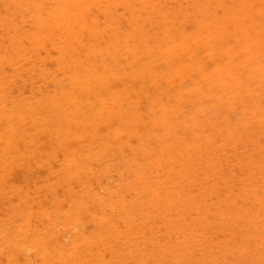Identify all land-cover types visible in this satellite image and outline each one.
Returning <instances> with one entry per match:
<instances>
[{"label": "bare ground", "instance_id": "6f19581e", "mask_svg": "<svg viewBox=\"0 0 264 264\" xmlns=\"http://www.w3.org/2000/svg\"><path fill=\"white\" fill-rule=\"evenodd\" d=\"M23 1L20 6L18 5L22 9L26 4L25 0ZM119 1L124 5L128 2L104 0V5L110 4L105 8L106 14L111 13L112 7L118 9L121 4L118 7L114 5L120 3ZM150 1L142 0L141 2L151 3ZM227 1L213 0L214 7L217 3V9L219 6L226 9L225 15L221 14L223 16L218 15L220 13L218 9L216 24V21L208 23L212 17L211 14L207 12L210 17L205 12L202 14L200 2L198 5L195 3L193 8L198 7L201 10L203 24L195 27L197 29L194 28L193 32H188L187 28L175 29L172 21H175L174 18L178 15L175 16L170 12L171 16L168 13L158 18L159 14L152 11V15L155 14V17L158 15L156 17L158 19L153 17V20L161 21L159 22L162 25L159 24L157 28L160 27L159 32H155V28L154 37L152 34L149 36L153 40L149 41L148 33L145 35V32L140 29L142 26L138 27L141 30L139 39H142L137 41L142 43L135 42L137 45L133 47L131 42L134 41V36L124 32L120 23L116 26L112 24L119 20L116 21L118 16L117 18L114 16L115 21L110 23L112 26L109 25L116 27L115 31L108 26L109 21L107 28H100L99 25L91 28V22L96 24L101 20L91 19V14H95L91 13L92 8L96 7L97 3H103L102 0H59V3L56 0V7L53 10L49 9V13L47 12L45 16L44 13H38L40 9L35 7L36 5L34 7L38 11L33 6H31L33 9L28 11L31 9L29 4L34 5L33 2H37L39 7L37 0H30L31 3L27 5V8L28 6L30 8L26 10L31 15L33 13L35 19L33 20L35 31H32L33 27L30 26L32 38L36 41L32 39L34 42L32 44L37 50L41 49L46 40L51 41L52 33H55L57 29L60 37L57 33L54 37L58 36L65 44L59 45L60 59L53 61L56 66H58L57 62L59 63L62 71L58 72L59 78L58 75L55 76V72L53 73L60 85L58 87L51 84L54 88L58 87L56 90L53 89L54 93H52L53 90L48 93L47 89H44L47 95H42L43 89L40 91V88L41 94L38 95L39 91L36 93L38 98L35 95V99L31 97V100L28 94L29 100L27 98L25 100L24 94V96L21 95L22 99L20 97L16 99L13 97L14 94L11 95L13 98L9 103L7 100L9 93L11 94L10 90L8 95L6 92L2 93L9 83L5 85L3 78L5 76H2V72L0 73L2 81L0 84V199L3 194L16 193L19 198L17 216L23 221L21 225L19 224V229L16 231L18 234H15V237L14 233L6 238L0 235V262L7 259V264H16L17 256L21 255L25 260H31L28 255L34 253L37 257L40 256L38 258L40 263H42L40 258L43 257L45 262L42 264L58 262L59 264H264V82L256 86L257 72L255 76L250 75L254 77V81L251 82L253 79L249 77L250 82L243 85L242 80L246 78L245 70L234 72L233 56L227 61L224 51L221 55L224 59L222 57V60L218 61L221 58H217L219 63L214 61L217 63V68L205 65L198 55L200 47H204V50L205 46L211 47L207 43L208 40H205L206 37L215 38L217 32V39H219L225 33V30L220 33V28L226 29L228 25L234 28L232 32L236 38L235 40L233 36L231 37L235 45L232 54L237 53V56L243 54L241 50L239 53V49L242 48L241 45L246 41L247 36L251 35H253L252 39L258 40L261 49H264V0H230L229 2L233 4L236 2L235 7H227ZM18 7H15V10ZM102 7L104 9V6ZM137 7L139 8V5ZM148 8L145 9L146 14L150 13ZM103 12L104 10L101 13L105 14ZM15 14L17 15L18 12ZM131 14L133 17L129 15L130 22L127 20L131 24L129 27H132L134 32H138L136 28L139 21L136 18L138 14L135 15V19V13ZM19 15L22 16L20 13ZM141 16L144 17V15ZM7 20L5 25L3 24L5 28L10 26L8 27L9 38H7L9 43L5 47H8L11 55L20 54L23 48L28 46L25 44L26 46L23 47L22 43L23 39L26 41L30 32L26 34L19 27L21 24L18 26L20 22L12 21V18ZM176 21L179 20L176 19ZM204 23L207 30L202 29ZM177 24L179 25V22ZM211 24H215L217 31ZM76 25H80L82 27L80 29H89L88 31L95 38V43H98L96 38L103 37L104 43L106 40L104 47L96 48L93 42V47L90 45L85 48L84 41H87L89 36L85 40L83 36L88 35V32L83 35L82 30L78 28L83 35L78 37L83 38L81 40L84 45L81 46V40V45L78 43V38L76 41L80 45L79 48L84 47L86 52L84 56L76 57L79 54L77 52L79 48L77 47L78 50H76L77 48L74 47L77 43L72 41L75 34L79 32ZM117 25L120 26L119 29ZM43 27H46V30L49 29V32L44 34ZM126 28L125 26V31ZM249 30L253 31L251 35ZM203 32L208 35L204 37ZM6 33H4L5 37H7ZM178 33L181 34L180 37L176 36ZM94 38L90 36L91 40ZM226 38L224 44L228 38L230 39L228 36ZM212 41L210 40L211 43ZM70 42L75 44L72 48L78 54L74 55V51L71 52L73 55L69 54ZM51 43L54 42L51 41ZM224 44L217 43V46L220 45L223 48ZM217 46L215 45V48ZM80 53L83 54L84 51ZM127 53L130 57L126 55ZM52 54H54L53 51ZM65 54L70 56L68 60L65 56H69ZM124 54L127 58L126 64V61L122 62L121 59ZM259 57L263 60L264 56L259 55ZM16 62H10L14 66L12 70L15 71L19 68L15 64L20 61ZM258 62H260L259 65L263 64L259 69L264 68V60L262 63L260 60ZM45 69L46 67L44 71ZM248 69L246 68V71ZM62 73L63 75L68 73L67 76L65 75L68 79L65 81L66 85L65 77H61ZM215 76H217L215 78L217 84L212 82ZM243 76L244 79H242ZM261 76L263 77L264 73ZM54 77L49 78L54 80ZM57 80L54 81L57 82ZM229 80L231 83L227 86ZM54 81L52 83L55 84ZM200 81L205 83L204 88L202 84L200 85ZM212 85L217 87V91L213 92L217 95L212 93ZM6 89L4 91H7ZM196 93L202 96L194 97ZM45 137L47 140L43 141ZM50 140L57 143L56 148L63 149L65 157L78 167L74 168V174L68 173V176L71 177L73 174L75 178L80 179L77 180L81 183L78 181L77 190L68 186L69 188L65 190L66 198L57 196L55 191L58 189H55L57 183L59 181L63 183L60 180L61 177L59 181L56 180L55 186L50 178L47 180L34 178L31 172L32 160L37 159L40 163L45 160V154L48 155L46 160L51 158L52 152H43L45 151L44 143ZM246 140L252 144L242 149L240 153L238 148ZM62 142L66 145H62ZM216 142L217 151L215 150ZM31 143L35 145V148L25 150ZM208 148L214 151L211 158L204 156L203 151ZM236 160L247 166L241 180L225 176L229 173L226 170H230L231 176L235 175V166L238 163H233V167L229 170L226 167L228 162ZM14 169L19 171L14 172ZM63 179L66 185L70 178ZM22 181L26 183L24 187L16 185V182ZM30 181H34L37 184L36 187H46L44 198L47 199V203H43L45 199H41L38 200L39 203L31 204L28 192L25 194L21 190L27 187ZM43 181H46V184L42 183ZM215 181L218 182L217 185ZM234 182L239 183L232 185ZM38 190L36 188V192ZM87 223L92 224V228L91 226L89 228ZM147 231L149 235L146 237ZM3 232H6V228ZM220 233L226 238L220 239L222 237ZM93 244L99 245L104 251L103 255L99 253L101 257L97 255V250L93 251L96 249L92 247ZM8 245H13L10 251L6 249ZM3 256L6 259H2ZM38 259L34 262L40 264ZM4 261L2 264L6 263ZM23 261L20 262L23 263ZM27 261L26 264L30 263Z\"/></svg>", "mask_w": 264, "mask_h": 264}, {"label": "rangeland", "instance_id": "374dc122", "mask_svg": "<svg viewBox=\"0 0 264 264\" xmlns=\"http://www.w3.org/2000/svg\"><path fill=\"white\" fill-rule=\"evenodd\" d=\"M6 1V2H5ZM8 1V2H7ZM10 0H0V7H2V8H0V13H2V14H0V18L2 19H0V23H2V24H0V73L2 72L3 73V75L2 76H5V77H3L4 78V80H5V85L6 84H8V85H6V87H5V89L6 88H8V89H6L7 91H2V93L3 92H6V94L8 93V90H10V92H11V94L9 93V95H8V100H7V103H9V101H11L10 99L11 98H13V97H15L16 99H20L21 98V95H23L24 96V94H25V96H24V98H25V100H26V98H27V100H29V99H31L32 100V98L31 97H33V99H35V95H36V93H37V91H39V89H40V91L42 90V95H44V94H46L47 95V92L45 91L46 89H47V91H48V93H51V91L54 89V90H56L60 85L58 84V80H57V78L56 77H54V75H53V73L55 74V76L56 75H58V74H60V73H58V72H61L62 70L60 69V66H59V63L57 62V64H58V66H56V61H58L59 59H60V57H61V48H60V46L59 45H61V44H65L62 40H60V38H58V36L55 38L54 37V35L57 33L58 35H59V37H60V33H58L57 32V29H56V32H55V30H51L52 32H55V33H52V39H51V41L52 42H54V43H51V41L49 40V41H45L44 43H45V45H43L42 47L44 48V50H43V48L41 47V49H39V50H37L36 49V47L35 46H33V44H34V42H36V41H34V39L32 38V35H33V33L31 32V29H32V27L34 26V21H35V19L33 18L34 17V15H33V13H32V15L31 14H29L30 12H28V11H31L33 8L35 9V10H37L38 11V9H40L39 11H38V13L40 12V14H42V13H44L43 15L45 16V15H47L48 13H49V9H51V10H53L55 7H56V0H37L38 1V4H39V7H38V5H37V2L35 3V2H33V4L34 5H31V4H29V3H31L30 2V0H25V2H26V7H25V5H24V8L22 9V8H20V7H18V5L20 6V3H21V1L22 2H24L23 0H11V1H13V2H9ZM29 1V2H28ZM47 1H49V2H47ZM52 1H54V2H52ZM87 1H89V0H87ZM103 1V3H101V2H99V3H101V4H98L97 3V5L99 6H97V5H95L96 7H94L93 6V8H92V12L91 13H95L94 15L93 14H91L92 15V17H94V18H92L91 17V15H90V17H91V19L92 20H94L95 18H97L98 20L99 19H101V20H99L100 22H96V24L95 23H92L91 21V19H90V22H91V28H92V26H93V28H96V27H94V26H97V25H99V26H101L100 28H107L109 25L110 26H112L110 23H112V22H114L115 20L114 19H116L117 18V16H118V18L116 19V21L117 22H115V23H112V24H114V26H116V24L117 23H120V26H121V28L124 30V32H126V33H128V34H130V35H133L134 36V41H132L131 43H132V46L133 47H136V45L137 44H135V42L136 43H142V42H139V41H141V39H139L141 36H140V34H141V30H143L144 32H145V35H147L146 33H148V35H147V37H148V40L150 41L152 38H149V36H151V34H152V36L154 35L153 33H155V32H159V30H160V27H159V29H157L158 28V26H160L159 24H161L160 22V20H158V22H156L155 20H153V17L157 20L158 18H160V15H163V14H168L169 13V15L171 16V13L170 12H172V14L174 13L175 14V16H177L176 18H174L175 19V21H172V23L175 25V29H179V28H183V29H185V28H187V30H188V32H193V29L195 28V27H198L199 25H202L203 23L201 22V17L203 16H200L201 15V10H202V14H203V12H205V13H207V12H209L210 14H211V16L212 17H210V14L209 13H207L208 15H209V17H210V20L208 21V23H210V22H212V21H216L215 22V24L217 23V18H216V15L218 14V9H220V13L218 14V15H220V16H223V15H225L224 13H226L225 12V7H222V6H219L218 7V9H217V3L215 4L216 5V7H214L213 5H214V3L215 2H217V0H215V2H213V0H168V2H167V0H149L151 3H146V5H144L145 3L144 2H141L140 0H126V1H128L130 4H128V2H126V4L128 5H124V4H121V1H119L120 3H116L114 6H116V7H118V5L119 4H121V6L119 5V7H118V9L117 8H115V7H112L111 8V6H110V8H111V13H107L106 14V11L107 10H105V8H107V5H110V4H106V5H104V0H102ZM130 1H132V3L130 2ZM141 3H140V2ZM163 1V2H162ZM227 1V0H226ZM230 1V0H229ZM229 1H227V4H228V6L227 5H225V6H227V7H232V6H236V5H234V4H236V2H234V4H233V2H229ZM18 2H19V4H18ZM46 2H47V4H46ZM57 2L59 3V0H57ZM109 2V1H108ZM136 2V3H135ZM138 2V3H137ZM160 2V3H159ZM167 2V3H166ZM198 2H200L199 3V5H201V6H199L200 7V9L198 8V7H196L197 9H194L195 8V3L198 5ZM11 5H10V4ZM106 3V2H105ZM110 3V2H109ZM144 3V4H143ZM152 3H156V4H152ZM158 3V4H157ZM2 4V5H1ZM3 4H4V7H3ZM14 4H17L16 6H14ZM22 4V3H21ZM24 4V3H23ZM29 4V6L31 7V6H33V8L31 7V9L30 10H26V8H27V5ZM41 4V5H40ZM46 4V5H45ZM55 4V5H54ZM139 5V8L137 7L138 5ZM141 4H143V5H141ZM149 4H150V7H149ZM213 4V5H212ZM36 5V6H35ZM104 6V9H103V7L102 6ZM135 7H134V6ZM164 5V6H163ZM166 5V6H165ZM14 6V7H13ZM28 6V8L27 9H29L30 7ZM37 7L38 9H36L35 7ZM45 6V8H43ZM54 6V7H53ZM124 6V7H123ZM129 6H131V7H129ZM142 6H144V7H142ZM150 10V11H148V12H150V13H147L146 14V12L147 11H145V9H146V7ZM158 6V7H157ZM160 6V7H159ZM161 6H163V7H161ZM192 6V7H191ZM193 6H194V8H193ZM15 7H18L17 9H18V11H17V9L15 10ZM49 7V8H48ZM102 7V8H101ZM155 7H156V9H155ZM165 7H166V9H165ZM10 8V9H9ZM14 8V9H13ZM19 8H20V10H19ZM47 8H48V10H47ZM115 8V10H113ZM122 8V9H121ZM127 8V9H126ZM134 8H138V9H136L135 11H131V9H134ZM144 10H143V9ZM153 8V9H152ZM170 9V11H168L169 9ZM174 8V9H173ZM176 8H177V10H176ZM184 8V9H183ZM214 8H216V10L214 9ZM4 9V10H3ZM14 11H13V10ZM129 9V10H128ZM168 9V10H167ZM172 9V10H171ZM190 9H192V11H193V9H194V11L192 12ZM205 9V10H204ZM213 9V10H212ZM9 11V13H8V11ZM12 10V11H11ZM35 10H33V11H35ZM41 10H42V12H41ZM43 10H44V12H43ZM46 10V11H45ZM102 10H104V12L103 13H105V14H102L101 12H102ZM183 10V11H182ZM204 10V11H203ZM22 11V12H21ZM27 13H26V12ZM98 11V12H97ZM100 11V12H99ZM128 11H129V13H128ZM130 11H131V13L133 12V13H135L134 14V19H135V15L136 14H138L137 15V21H138V23H137V29L139 30L138 32H139V34H138V32H134L133 31V29H132V27H129V26H131V24L129 23L130 22V20H128V19H131L130 18V16H132L133 17V14H131L130 13ZM140 11V12H139ZM152 11L154 12H156V14L158 13L159 14V16L158 15H156V17L158 16V18H156L154 15L155 14H153L152 15ZM161 11V12H160ZM166 11H167V13H166ZM182 11V12H181ZM185 11V12H184ZM192 13H190V12ZM215 11V12H214ZM5 12V13H4ZM12 12V13H11ZM18 12V14L16 15L15 13H17ZM48 12V13H47ZM51 12V11H50ZM119 12V13H118ZM125 12V13H124ZM145 12V13H144ZM154 12V13H155ZM175 12H177V13H179V14H176ZM187 12H189L188 14H189V16H188V14H187ZM213 12V13H212ZM223 12V13H222ZM19 13L22 15V16H20L19 15ZM98 13V14H97ZM114 13V14H113ZM117 13V15H115ZM125 15H124V14ZM144 13V14H143ZM181 13V14H180ZM184 13H186L187 15H185ZM194 13H196L195 15H194ZM200 13V14H199ZM217 13V14H216ZM7 14V15H6ZM14 14L17 16H14ZM28 14V15H27ZM96 14H97V16H96ZM113 14V16H111ZM122 14V15H121ZM221 14H223V15H221ZM4 15H6L5 17H4ZM9 15V16H8ZM24 15V16H23ZM27 17H26V16ZM100 15V16H99ZM104 15H105V17H104ZM109 17H108V16ZM130 15V16H129ZM141 15H144V17L143 16H141ZM146 15H147V17H146ZM152 15V16H151ZM8 16V17H7ZM107 16V17H106ZM114 16H116V18L114 17ZM122 16V17H121ZM125 16V17H124ZM127 16V17H126ZM152 18H151V17ZM200 16V18L198 19V17ZM24 17V18H23ZM30 17V18H29ZM47 17V16H46ZM99 17V18H98ZM113 17V20L111 21V18ZM184 17V18H183ZM214 17V18H213ZM11 18H12V21H15V22H17V23H19L18 24V26L19 27H21V29L26 33V34H28V32H30V33H32L31 35H30V33L27 35L28 37L26 38V41H24V39H23V43H22V45H23V47H25L26 45H28V46H26L25 48H23V51L21 52L22 54H24V55H22L21 53L20 54H16V53H14L13 55H11V51L9 50V52H8V47H5L9 42H8V39L7 38H9V29H8V27H10V26H8L7 28H5L4 26H3V24L5 25V23H6V20L7 19H9V20H11ZM13 18H15V19H13ZM18 18V19H17ZM20 18V19H19ZM48 18V17H47ZM107 18V19H106ZM109 18V19H108ZM123 18H124V20H123ZM127 18V19H126ZM146 18V19H145ZM180 18H182L183 20L181 21V19ZM192 18V19H191ZM198 19V20H195V19ZM6 19V20H5ZM104 19H106V20H104ZM133 19V18H132ZM176 19L177 20H179V21H176ZM213 19V20H212ZM216 19V20H215ZM26 20V21H25ZM34 20V21H33ZM98 20H96V21H98ZM129 22H128V21ZM145 20V21H144ZM150 20V21H149ZM193 20V21H192ZM2 21V22H1ZM8 21V20H7ZM95 21V20H94ZM108 21H109V24H108ZM149 21V22H148ZM155 21V22H154ZM160 21V22H159ZM89 22V23H90ZM104 22H105V24H106V26H105V24H104ZM144 22H147V23H144ZM177 22H179V25L177 24ZM181 22V23H180ZM193 22V23H192ZM214 22H212V23H214ZM8 23V22H7ZM102 24V25H100V24ZM142 23V24H141ZM156 23H157V25H156ZM107 24H108V26H107ZM130 24V25H129ZM155 24V26H153ZM178 26H177V25ZM192 24V25H191ZM214 24V25H215ZM24 25V26H23ZM127 27L126 28V31H125V26ZM128 25V26H127ZM162 25V24H161ZM195 25V26H194ZM197 25V26H196ZM205 25H206V23H204V26H203V28L202 29H206L207 27H205ZM213 24H211V26H212ZM212 26V28L215 30L216 29V26ZM25 28V29H23V27ZM30 26H32L31 28H30ZM98 26V27H99ZM109 26V27H110ZM118 26V25H117ZM120 26H118L117 27V29H119L120 28ZM142 26V27H141ZM152 26V27H151ZM177 26V27H176ZM189 26H190V28H189ZM263 26V25H262ZM48 27V26H47ZM76 29H77V31H81L82 30V32H83V30L84 29H80V28H82L80 25H76ZM97 27V28H98ZM138 27H141L140 29L138 28ZM179 27V28H178ZM230 27V28H229ZM4 28V29H3ZM27 28V29H26ZM78 28H79V30H78ZM110 28H113V27H110ZM114 28H116V27H114ZM113 28V29H114ZM130 28V29H129ZM143 28V29H142ZM155 28H156V31H155ZM229 28V29H228ZM228 28H226V29H221L220 28V33H222L223 31L222 30H225V33H223V35H221L220 36V38L219 39H217V32H216V37L214 38L213 36V38L211 37V36H208V37H206V35H208L207 33H208V31H206L207 33H205V32H203L202 34H204V37H206V39L205 40H208V42L207 43H209L208 45L209 46H211V47H206L205 46V50H204V47H200V49H199V51H198V55L200 56L199 57V59H202V62H205L204 64L205 65H210L212 68H214V67H216L217 68V63H215L214 61H217V58H221L220 60H218V61H221L222 60V57L223 56H221V55H223L222 54V52L224 53V55H225V57L228 59L227 61H229L230 59H231V57L233 56V57H235L234 59H233V57H232V63H233V71L234 72H236V70H240V71H243V70H245L246 71V68L248 69L246 72L244 71V73L246 74V78L243 76V78L242 79H244L245 78V80H242V82H243V85H245V84H248V82H250V78L251 79H253V80H251V82L252 81H254L255 79H254V77L253 76H255L256 75V73H257V75H256V77H257V79H256V83H257V85L256 84H254V85H256V86H260L261 85V83H263L264 81H263V79H264V76L262 77L261 75L264 73V71L262 72V70L264 69L263 67H262V69H259L261 66L259 65V63L260 62H258L259 60L261 61V63L263 62V60H264V57H263V60H262V58H260L259 57V55L260 56H264V49H261V47L259 46L260 45V43L258 42V40H255V39H252L251 37H253V35H251V33L253 32L252 30H249L250 32H249V34L251 35V36H247V39H246V41H244V43L241 45V47L242 48H240L239 49V53H240V50H241V53L243 52V54H239L240 55V57L242 58L241 60L239 59L240 57H239V55L237 56V53H234V54H232L233 53V51H234V47H235V45H234V40L233 39H235L236 40V38H235V34L232 32V31H234V28H232V26H230V25H228ZM3 29V30H2ZM75 29V30H76ZM113 29H111V30H113ZM137 29H136V31H137ZM145 29H146V31H145ZM152 29V30H151ZM197 28H195V30H196ZM42 30H44L43 32H44V34H46L47 32H49V29H47L46 30V27L44 28H42ZM45 30H46V32H45ZM87 29H85L84 30V32L82 33L81 32V34H83L84 35V33L85 34H87V32H88V35H81L80 34V31L79 32H77L76 34H75V38H74V40H72L75 44L77 43V41H78V43H80V45H81V42H82V40L81 39H83L84 38V40L87 38L88 40V42L85 40L84 41V44H83V42H82V45L81 46H83L84 45V47L85 46H87V47H89L90 45V47H93L92 45H93V42H94V40H95V38H94V36L92 35V33L90 32V31H86ZM116 29H114V31H115ZM121 30V29H120ZM158 30V31H157ZM194 30V31H195ZM207 30V29H206ZM228 30H231V31H228ZM32 31H35L34 30V27H33V30ZM122 31V30H121ZM155 31V32H154ZM216 31H217V29H216ZM7 32V33H6ZM13 32V31H12ZM12 32H11V34H12ZM123 32V31H122ZM226 32H227V34H226ZM231 32V33H230ZM1 33H3V34H1ZM4 33H6V36L7 37H5V34ZM80 35H79V34ZM179 33H181V32H179ZM176 34V36H178V37H180V35L181 34ZM90 34V35H89ZM150 34V35H149ZM4 35V36H3ZM224 35H225V37H224ZM30 36V37H29ZM56 36V35H55ZM81 37V36H83V38H81V39H79V37ZM90 36H91V38H94V39H90ZM103 36V35H102ZM138 36V37H137ZM223 36V37H222ZM226 36H228V37H230V39L228 38V40H230V41H228L227 40V42H226V44H224L225 43V40L227 39L226 38ZM233 36V39H231V37ZM137 37V38H136ZM154 37V36H153ZM65 38V37H64ZM77 38H78V40H77ZM105 38V37H104ZM225 38V39H224ZM32 39H33V41L34 42H32ZM55 39V40H54ZM98 39H100V40H98ZM106 39V38H105ZM221 39H224V40H221ZM4 42H3V41ZM77 40V41H76ZM80 40H81V42H80ZM137 40H139V41H137ZM153 40V39H152ZM151 40V41H152ZM210 40L212 41V43L210 42ZM217 40V41H216ZM219 40H221L220 42H219ZM233 42H232V41ZM100 41V42H99ZM28 42V43H27ZM49 42V43H48ZM58 42V43H57ZM61 42H63V43H61ZM73 42H70V45H71V47L69 48V54L70 55H73V54H71V52L72 51H74V49L72 48L73 47V45H75ZM96 42H98V43H95L94 42V44H95V47L96 48H100L101 46H103L105 43H106V40H105V43H104V41H103V37L101 38V37H99V38H96ZM215 42H217L218 44H224L225 46L223 47V48H221V46L219 45V46H217V43H215ZM231 42H232V44H231ZM33 43V44H32ZM43 43V44H44ZM57 43V44H56ZM72 43V44H71ZM78 43L76 44V47H74L75 49L78 47L79 48V46L80 45H78ZM26 44V45H25ZM31 44V45H30ZM52 44L54 45L55 44V46H52ZM97 44V45H96ZM101 44V45H100ZM214 46H213V45ZM47 45V46H46ZM50 47H49V46ZM78 45V46H77ZM98 45H100L99 47H97ZM135 45V46H134ZM215 45L217 46L216 48H215ZM254 45V46H253ZM45 46V47H44ZM232 46V47H231ZM257 46V47H256ZM258 46H259V48L261 49V51H260V49L258 48ZM30 47V48H29ZM33 47H35V49H33ZM47 47V48H46ZM53 47V48H52ZM56 47H57V49H56ZM84 47H80L79 48V50H78V48L76 49V50H78L77 52L79 53H77L76 52V50L74 51V55H76V53L78 54V55H76V57L78 56L79 57V55H80V57H82V56H84V54H85V52H86V50L84 49ZM104 47V46H103ZM102 47V48H103ZM220 47V48H219ZM4 48V49H3ZM7 48V49H6ZM37 48H38V46H37ZM50 48V49H49ZM86 48V47H85ZM215 48V49H214ZM233 50H232V49ZM239 48V47H238ZM238 48H237V50H238ZM252 48H254V49H252ZM256 48V49H255ZM9 49H10V47H9ZM25 49H27V50H25ZM53 49V50H52ZM81 49H84L83 51H84V53L82 54V53H80V52H83ZM6 50V51H5ZM31 50H33V51H31ZM49 50V51H48ZM60 50V51H59ZM242 50H245V51H242ZM4 51V52H3ZM46 53H45V52ZM51 51V52H50ZM52 51H53V53L54 54H52ZM57 51V52H56ZM247 51V52H246ZM10 53V54H8V53ZM28 52V53H27ZM37 54H35V53ZM49 52H50V54H49ZM56 52V53H55ZM221 52V53H220ZM228 52H230L229 54L230 55H228ZM246 52V53H245ZM2 53V54H1ZM5 53H7V55L5 54ZM27 53V54H26ZM40 53V54H39ZM42 53V54H41ZM48 53V54H47ZM58 53V54H57ZM73 53V52H72ZM202 53V54H201ZM16 54V55H15ZM29 54V55H28ZM82 54V55H81ZM247 54L249 55L248 57H247ZM33 55H34V58H33ZM42 55V56H41ZM46 55V56H45ZM53 55V56H52ZM56 55V56H55ZM65 55H67V54H65ZM64 55V56H65ZM128 57H130V54L128 55V53L126 54ZM207 55V56H206ZM243 55V56H242ZM2 56V57H1ZM10 56V57H9ZM11 56H12V58H11ZM15 56V57H14ZM20 56V57H19ZM36 56V57H35ZM50 56V57H49ZM67 56H69V55H67ZM205 56V57H204ZM237 56V57H236ZM9 57V58H8ZM22 57H24V58H22ZM32 57V58H31ZM38 57V58H37ZM239 57V58H238ZM259 57V59H257ZM2 58V59H1ZM14 58H16L17 60H15ZM70 58V56L69 57H66L65 56V59L66 60H68ZM124 58L126 59V60H124ZM212 58V59H211ZM237 58H238V60H240V62L237 60ZM258 60H256V59ZM11 59H12V61H11ZM24 59V60H23ZM33 59V60H32ZM47 59V60H46ZM121 59H122V62L124 61H126L125 62V64L127 63V58L125 57V54L124 55H122L121 56ZM223 59H224V57H223ZM255 59V63L253 62V60ZM23 60V61H22ZM36 60V61H35ZM43 61L42 63H41V61ZM45 60V61H44ZM49 60V61H48ZM52 60V61H51ZM55 62H54V61ZM204 60V61H203ZM236 60H237V62H236ZM18 62V61H20V62H16L17 64H15V66H17V67H19V68H17L16 69V71L13 69L12 70V68H14V66H12V62ZM23 63H22V62ZM24 61H26L25 63H24ZM47 61V62H46ZM217 61V62H218ZM11 62V63H10ZM27 62H29V63H27ZM52 62V63H51ZM236 62V63H235ZM246 62H248L247 64H248V67H246ZM4 63V64H3ZM210 63H214L213 65L212 64H210ZM219 63V62H218ZM231 63V64H232ZM258 63V64H257ZM23 64L25 65V66H23ZM36 64H38L37 66H36ZM42 64H44V66L42 65ZM52 64H54V65H52ZM240 64V65H239ZM20 65V66H19ZM50 65V66H49ZM239 66L238 68H237V66ZM3 66V67H2ZM210 66H208V67H210ZM232 66V65H231ZM236 66V67H235ZM8 67V68H7ZM38 67V68H37ZM41 67L43 68V69H41ZM46 67V69H45V71H44V68ZM57 67H59L58 69H57ZM245 67V68H244ZM3 68V69H2ZM26 68H27V70H26ZM32 68V69H31ZM56 68V69H55ZM235 68H237V69H235ZM19 69V70H18ZM21 69V70H20ZM31 71H30V70ZM40 69V70H39ZM257 69H259V70H257ZM5 70V71H4ZM11 70V72H9V71ZM32 70H34V71H32ZM42 70V71H41ZM27 71V72H26ZM28 71H29V73H28ZM38 71V72H37ZM49 71V72H48ZM52 71V72H51ZM40 72V74H38ZM43 72V73H42ZM48 72V73H47ZM57 72V73H56ZM11 73H12V75H11ZM22 73V74H21ZM25 73V74H24ZM27 73V74H26ZM32 73V74H31ZM35 73H37L38 74V77H40L41 76V74H42V77H40V78H38L37 77V74H35ZM239 73H243V72H239ZM261 75H260V74ZM8 74V75H7ZM29 74V75H28ZM67 74L68 73H64V75H63V73H62V75H61V77L62 78H66V76H67ZM253 75V76H251L250 77V75ZM12 76V78H11V76ZM20 77H19V76ZM25 75V76H24ZM49 78H52V77H54V80H57V82L56 81H54L53 79H51V80H53L54 82H55V84H57V85H55L54 83H52L53 81H51L50 80V78L48 79L46 76ZM66 75V76H65ZM262 77L261 79H260V76ZM6 76H7V78H6ZM30 76V77H29ZM28 79H27V78ZM60 77V78H61ZM212 77V75L210 76V78ZM217 76H215V77H213V83L214 82H216V84H217V80H215V78H216ZM250 77V78H249ZM255 77V78H256ZM6 78V79H5ZM21 78H23V79H21ZM44 78V79H43ZM47 78V79H46ZM56 78V79H55ZM58 78H59V75H58ZM64 78V83H65V85L67 84V82H65L66 80L68 81V79L66 78L65 79ZM69 78V77H68ZM259 78V79H258ZM19 81H18V80ZM12 80V81H11ZM29 80V81H28ZM34 80V81H33ZM44 80V81H43ZM50 80V81H49ZM7 81V82H6ZM45 81H47L48 83H46ZM258 81V82H257ZM1 80H0V84H1ZM13 82V83H12ZM30 82V83H29ZM32 82H34V84H32ZM44 82V83H43ZM241 82V83H242ZM12 83V84H11ZM29 83V84H28ZM212 83V84H213ZM229 83H231V81L229 80L228 82H227V86H229L230 84ZM254 83V82H253ZM16 84V85H15ZM26 84V85H25ZM28 84V85H27ZM31 84V85H30ZM38 84V85H37ZM40 84V85H39ZM51 84H53L54 86H58V87H55L54 88V86L53 85H51ZM202 84V85H201ZM215 84V83H214ZM234 84V83H233ZM44 85V86H43ZM46 85V86H45ZM48 85H50L51 87H49ZM200 85L204 88V85H205V83L203 84V82H201L200 81ZM1 86V85H0ZM15 87V89H14V87ZM28 86H29V88H28ZM31 86V87H30ZM148 86H149V84H148ZM213 86H214V88H213ZM217 86V85H216ZM48 87V88H47ZM53 87V88H52ZM1 88V87H0ZM24 88V89H23ZM25 88H26V90H25ZM35 88V89H34ZM212 93L213 92H216L217 91V87L215 88V85H212ZM45 89V90H44ZM51 89V90H50ZM216 89V90H215ZM16 90V91H15ZM23 90V91H22ZM25 90V91H24ZM28 90V91H27ZM29 90H31V92L29 91ZM34 90H36L34 93H33V91ZM54 90H53V92L52 93H54ZM0 91H1V89H0ZM40 91L38 92V95L39 94H41L40 93ZM45 91V92H44ZM19 92H20V95H19ZM18 93V94H17ZM31 93V94H30ZM15 94V95H14ZM17 94V95H16ZM29 94V95H28ZM33 94V95H32ZM213 94H216V93H213ZM13 97H12V96ZM30 97H28V96ZM41 95V96H42ZM202 96L201 94H199V93H196L195 94V96L194 97H200V96ZM217 95V94H216ZM22 96V97H23ZM20 97V98H19ZM44 97V96H43ZM29 98V99H28ZM36 98H38V96L36 95ZM40 98V97H39ZM42 98V97H41ZM22 99V98H21ZM30 129V128H29ZM32 130V132L34 131V129L32 128L31 129ZM28 131H30V130H28ZM31 131L29 132V133H32ZM46 139H43V141L45 140H47V137H45ZM35 140H36V138H35ZM216 140H217V138H216ZM42 141V142H43ZM37 142H39V141H37ZM62 145H66L65 144V142H62L61 143ZM251 144L252 143H250L249 141H244V143H243V145H241L239 148H238V150H239V152L241 153L243 150L242 149H244L245 147H249V146H251ZM56 146H57V143H55V142H53L52 140H50V141H48V142H46V143H44V148H45V151H43V152H46V151H48L49 153H51L52 152V156H51V158H49V159H47L46 160V158L48 157V155L47 154H45V156H44V159L45 160H42L40 163H38V160L36 159L35 161H31V167L33 166V170L31 171L34 175H33V177L34 178H38V179H40V178H43V179H45V180H47V179H49L50 178V181L54 184L55 183V186H56V183H57V181H59V177H61L62 178V176H63V178H65V179H69V181L67 180V184L65 185V180L62 178H60V180H61V182H63V183H60V181L57 183V187L55 188V189H57V190H55L56 191V194H57V196H61V197H67L66 196V194H65V190H67L69 187H72V188H74L75 190H77L78 189V181L80 180L79 178H75V176L73 175L75 172H73L74 171V168H78V167H76V166H74V164H72L71 162H73V161H70L69 160V158H67V157H65V151L63 150V149H58V147L56 148ZM35 148V145H33V143H31V144H29V146H27L26 147V149L25 150H30V149H34ZM63 148H65V146H63ZM215 150L217 151V142H216V148H215ZM64 151V152H63ZM215 151V152H216ZM204 152V156L205 157H208V158H211L212 156H213V154H214V151L212 150V148H208L206 151L204 150L203 151ZM64 154V155H63ZM207 155V156H206ZM62 158H61V157ZM64 157H65V159H64ZM230 158H232V157H230ZM234 158V157H233ZM58 161H57V160ZM56 160V161H55ZM60 160V161H59ZM22 162V161H21ZM33 162V163H32ZM64 164H63V163ZM45 163V164H44ZM71 163V164H70ZM233 163H238L237 162V160L236 161H230V162H228V167H226V169L228 168V170L229 169H231L233 166H232V164ZM42 165V166H41ZM66 165V166H65ZM69 165H71V166H69ZM246 164H244L243 162H239L236 166H235V171H234V174L235 175H232L231 176V174H229L230 173V170L229 171H227L226 170V172H229L228 174H226L225 176L228 178V177H231V178H234V179H239V180H241L242 178H243V176H244V171H245V169H246V167L247 166H245ZM55 166V167H54ZM223 166H225V165H223ZM73 167V168H72ZM18 172L19 170H17V169H14V172ZM55 171V172H54ZM70 171V172H69ZM72 171V172H71ZM34 172H36V173H34ZM224 172V171H223ZM64 173H66V174H64ZM68 173H73V174H71L72 176L71 177H69L68 176ZM54 174V175H53ZM113 174V173H112ZM43 177H42V176ZM66 176V177H65ZM114 176V175H113ZM74 177V178H73ZM76 179V180H75ZM77 179H79V180H77ZM57 180V181H56ZM64 180V181H63ZM34 182V181H33ZM32 181H30V183H27V187H25V188H22L21 190H22V192L23 193H27L28 192V196L29 197H33V199H31L30 198V201H31V204L33 203V204H37V203H39L38 202V200H41V199H45V202H43V200H42V202L43 203H47V199L46 198H44V196L46 195V187H44V186H42L41 188H39V187H36V185L37 184H35V182L33 183ZM46 181H43L42 183H44V184H46L45 183ZM65 182V183H64ZM74 182V183H73ZM80 182V181H79ZM17 183V184H16ZM15 184L16 185H20V186H23L24 187V185L26 184L24 181H22V182H16ZM19 183V184H18ZM41 183V184H42ZM69 183H70V185H69ZM78 183V184H77ZM81 183V182H80ZM217 181H215V184L217 185ZM239 182H234V183H232V185H237ZM35 184V185H34ZM43 184V185H44ZM52 184V185H53ZM62 184H64V185H62ZM72 184V185H71ZM76 185V186H75ZM69 186V187H68ZM31 187V188H30ZM28 190H27V189ZM36 188H38L39 190L36 192ZM233 188V187H232ZM30 189V190H29ZM73 189V190H74ZM234 189V188H233ZM32 190H33V192H32ZM35 190V191H34ZM43 190V191H42ZM31 191V192H30ZM5 193H7V191L5 192ZM32 193V194H31ZM31 194V195H30ZM36 194V195H35ZM39 194H40V196H39ZM38 195V196H37ZM65 195V196H64ZM36 196V197H35ZM5 197V198H4ZM34 198H35V200H34ZM18 202H19V198L17 197V194L16 193H13V192H9V193H7V195L6 194H3V197L0 199V215H1V217H0V235L2 236V235H4V236H2L3 238H6L8 235H13V233H14V237L18 234V233H16V231L19 229V226L21 225V223L23 222L22 221V218L21 217H19L18 218V216H17V210L19 211V209L17 208V205H18ZM37 202V203H36ZM4 204V205H3ZM22 208H23V206H22ZM18 220H17V219ZM3 220V221H2ZM8 220V221H7ZM5 221V222H4ZM16 221H18V222H16ZM21 221V222H20ZM36 221V220H35ZM34 221V222H35ZM5 224H4V223ZM10 225V226H12V228L10 227V226H8V224ZM2 223V224H1ZM11 223H13V224H15V225H11ZM20 224V225H19ZM2 225H4V227L2 226ZM16 225H18V226H16ZM92 224H90V223H87V226L89 227V226H91ZM6 226V227H5ZM13 226H14V229H13ZM87 227V228H88ZM4 228V229H3ZM5 228H6V232L4 233L3 231H5ZM9 228V229H8ZM90 228V227H89ZM91 228H92V226H91ZM2 229V230H1ZM8 229V230H7ZM16 229V230H15ZM12 230V231H11ZM89 230V229H88ZM3 232V233H2ZM148 233H146L145 235H146V237L149 235V231H147ZM16 234V235H15ZM222 233H220V235H221ZM6 235V236H5ZM11 235V236H12ZM219 235V236H220ZM224 235V234H223ZM223 235H221L222 237L220 238V239H224V238H226L225 236H223ZM0 236V237H1ZM20 235H18V237H19ZM227 236V235H226ZM20 238V237H19ZM96 245V244H95ZM11 246H13V245H8V246H6V249L8 248V250L10 251L11 250V248H13V247H11ZM10 247V248H9ZM92 247H96V249H93V251L95 250H97L96 252L98 253H96L97 255H99V253H101L102 255H103V253H104V251L103 250H101V247L99 246V245H96V246H94V244L92 245ZM98 248L101 250H98ZM47 252V251H46ZM47 254H49L48 252H47ZM3 255H6V254H3ZM31 255H35L36 256V254H32V253H30L28 256V258H31V260H29V259H27L30 263H28V264H37V263H35L34 261H35V259L37 260L39 257H31ZM101 255V256H102ZM20 256V257H19ZM19 256H17L16 258H18L20 261L21 260H24L23 261V263L24 264H26V261L27 260H25V258L24 257H22L21 255H19ZM100 255H99V257H101ZM5 257L3 256L2 257V259H4ZM22 258V259H21ZM24 258V259H23ZM6 259V258H5ZM18 259H16V264H23L22 262H20ZM32 259H34V260H32ZM41 259V262L43 263V262H45L44 261V259H43V257H41L40 258ZM42 259H43V261H42ZM7 260V259H6ZM6 260L4 261V260H1V262H0V264H2V262L4 261V262H6ZM39 260V259H38ZM27 261V262H28ZM32 261V262H31ZM36 262H38V261H36ZM38 263H40V260H39V262ZM42 263H40V264H42ZM61 263V262H60ZM4 264H7V262L6 263H4ZM56 264V263H55ZM57 264H59V262L57 263Z\"/></svg>", "mask_w": 264, "mask_h": 264}]
</instances>
